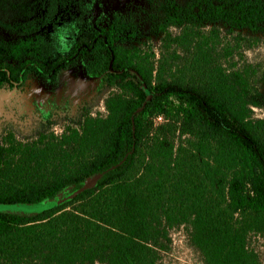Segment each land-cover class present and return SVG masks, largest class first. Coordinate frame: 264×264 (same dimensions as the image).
Segmentation results:
<instances>
[{"label": "trees", "instance_id": "obj_1", "mask_svg": "<svg viewBox=\"0 0 264 264\" xmlns=\"http://www.w3.org/2000/svg\"><path fill=\"white\" fill-rule=\"evenodd\" d=\"M158 11V33L264 28V0H160ZM47 23L0 20L19 39L0 40V92L31 79L54 85L86 59L84 74L119 93L105 117L0 144V204L68 191L38 215L0 213V264H160L177 227L204 264H258L247 241L264 234V119L251 109L264 105V76L261 94L250 95L241 77L213 65L208 43L192 38L185 73L155 69L140 58L136 24L116 12L84 23L66 43L38 35Z\"/></svg>", "mask_w": 264, "mask_h": 264}, {"label": "rangeland", "instance_id": "obj_2", "mask_svg": "<svg viewBox=\"0 0 264 264\" xmlns=\"http://www.w3.org/2000/svg\"><path fill=\"white\" fill-rule=\"evenodd\" d=\"M181 5L186 0H177ZM160 0H0V20L23 22L46 17L48 23L38 35L51 38L57 35L63 43L77 35L81 26L97 17L108 18L120 13L132 20L140 33L139 47L142 62L167 73H185L190 68L193 52L185 48L188 38L208 43L213 65L221 66L230 75H238L246 83L250 95L261 94L264 76V28L258 32L233 30L223 24L194 28L170 29L164 33L152 30V21L159 17ZM0 40L12 44L17 36L0 29ZM79 59L61 73L56 84L29 80L21 89L0 92V144L13 138L27 141L49 131L61 135L86 117H105L109 98L119 93L115 87L99 89V80L87 77ZM190 73L187 72L188 77ZM252 119H264V105L252 108ZM68 191L56 199L32 205H3L0 213L34 216L59 205ZM170 245L160 252V264H204L201 255L190 244L187 229L169 230ZM247 245L264 264V234H250Z\"/></svg>", "mask_w": 264, "mask_h": 264}, {"label": "water", "instance_id": "obj_3", "mask_svg": "<svg viewBox=\"0 0 264 264\" xmlns=\"http://www.w3.org/2000/svg\"><path fill=\"white\" fill-rule=\"evenodd\" d=\"M95 182H96V178L87 179V180L85 181V184H84L83 188H84V189L91 188V187L94 186Z\"/></svg>", "mask_w": 264, "mask_h": 264}]
</instances>
